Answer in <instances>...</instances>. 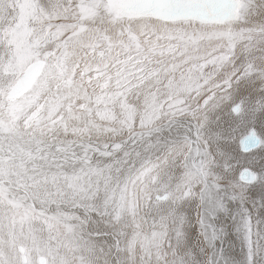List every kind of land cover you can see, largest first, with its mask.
<instances>
[{
    "label": "snow or ice",
    "instance_id": "obj_1",
    "mask_svg": "<svg viewBox=\"0 0 264 264\" xmlns=\"http://www.w3.org/2000/svg\"><path fill=\"white\" fill-rule=\"evenodd\" d=\"M0 264H264V0H0Z\"/></svg>",
    "mask_w": 264,
    "mask_h": 264
}]
</instances>
